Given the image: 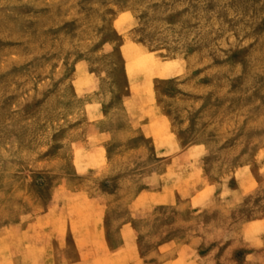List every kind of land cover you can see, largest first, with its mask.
<instances>
[{
    "label": "rangeland",
    "instance_id": "obj_1",
    "mask_svg": "<svg viewBox=\"0 0 264 264\" xmlns=\"http://www.w3.org/2000/svg\"><path fill=\"white\" fill-rule=\"evenodd\" d=\"M111 254L264 264V0H0V264Z\"/></svg>",
    "mask_w": 264,
    "mask_h": 264
},
{
    "label": "crops",
    "instance_id": "obj_2",
    "mask_svg": "<svg viewBox=\"0 0 264 264\" xmlns=\"http://www.w3.org/2000/svg\"><path fill=\"white\" fill-rule=\"evenodd\" d=\"M121 232H127L128 230L126 229V227H124L122 230H120ZM116 243V242H115ZM124 244V242L123 241H121V243H120V245H123ZM111 245V247H113V244H110ZM119 245V246H120ZM116 247V246H115ZM117 255L116 254H111V255H109V256H104V257H95V258H92L91 259V262H88V263H86V262H84V261H82V260H79V261H77V262H75V263H72V264H102L101 262H103L104 264H117V263H119V260L117 261ZM106 261V262H105ZM117 261V262H116ZM122 263V262H121ZM120 263V264H121ZM174 263V262H173ZM123 264H125V262L123 263ZM127 264H129V263H127Z\"/></svg>",
    "mask_w": 264,
    "mask_h": 264
}]
</instances>
